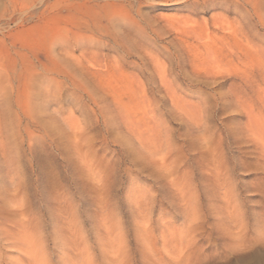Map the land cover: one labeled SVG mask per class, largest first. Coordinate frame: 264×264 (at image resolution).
<instances>
[{"label": "rangeland", "instance_id": "obj_1", "mask_svg": "<svg viewBox=\"0 0 264 264\" xmlns=\"http://www.w3.org/2000/svg\"><path fill=\"white\" fill-rule=\"evenodd\" d=\"M0 264H264V0H0Z\"/></svg>", "mask_w": 264, "mask_h": 264}, {"label": "bare ground", "instance_id": "obj_2", "mask_svg": "<svg viewBox=\"0 0 264 264\" xmlns=\"http://www.w3.org/2000/svg\"><path fill=\"white\" fill-rule=\"evenodd\" d=\"M216 33V32H215ZM215 33H213L212 35H207L205 38H204V41L202 42V48H200V47H196L195 49H194V51L196 52V54H195V57H197V58H200V57H203L204 56V54H207L208 56H206L207 58L208 57H212V56H210L211 55V52H210V50L212 49V44L214 43V42H216V40H218L217 38H216V35H215ZM182 34L183 35H187V34H195V37L196 38H198L199 36H200V34H199V32H197V30H196V28H188V29H185V30H183L182 31ZM209 34V33H208ZM190 36V35H189ZM203 36V35H202ZM209 36V38H207ZM183 37V36H182ZM200 38V37H199ZM203 38V37H202ZM186 39H188V38H186ZM201 39V38H200ZM205 39H208V40H206L205 41ZM202 40V39H201ZM184 41H185V39H184ZM200 41V40H199ZM183 42V41H182ZM200 43H201V41H200ZM187 44V43H186ZM187 48H190V47H188L187 45H185ZM191 46V45H190ZM195 46H196V44H195ZM192 50V49H191ZM190 50V51H191ZM189 51V52H190ZM203 51H204V53H203ZM194 53V52H193ZM193 57V56H192Z\"/></svg>", "mask_w": 264, "mask_h": 264}]
</instances>
